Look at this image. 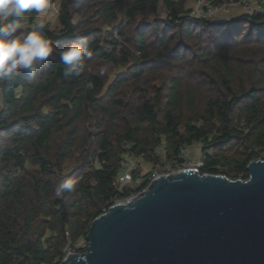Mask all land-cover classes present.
Segmentation results:
<instances>
[{"label":"trees","instance_id":"trees-1","mask_svg":"<svg viewBox=\"0 0 264 264\" xmlns=\"http://www.w3.org/2000/svg\"><path fill=\"white\" fill-rule=\"evenodd\" d=\"M56 1L42 32L52 55L34 78L0 83V264H59L111 205L126 150L165 165L201 141L199 171L231 179L264 152V13L212 20L178 16L189 0ZM27 15L18 35L35 27ZM74 41L92 55L65 78L59 52ZM69 180L75 190L57 196Z\"/></svg>","mask_w":264,"mask_h":264},{"label":"water","instance_id":"water-1","mask_svg":"<svg viewBox=\"0 0 264 264\" xmlns=\"http://www.w3.org/2000/svg\"><path fill=\"white\" fill-rule=\"evenodd\" d=\"M246 179L184 168L108 206L59 264H264V152Z\"/></svg>","mask_w":264,"mask_h":264},{"label":"clouds","instance_id":"clouds-1","mask_svg":"<svg viewBox=\"0 0 264 264\" xmlns=\"http://www.w3.org/2000/svg\"><path fill=\"white\" fill-rule=\"evenodd\" d=\"M86 0H72L71 7L79 9ZM53 5L49 0H0V83L9 81L23 71L29 78H34L39 66L53 53V44L42 34L48 19H37L33 30L18 35L26 28L30 11L43 14ZM92 52L82 41H74L59 52V59L65 65V78L79 77L86 70L85 57ZM75 181L59 184L55 190L57 196L75 190Z\"/></svg>","mask_w":264,"mask_h":264},{"label":"built area","instance_id":"built-area-1","mask_svg":"<svg viewBox=\"0 0 264 264\" xmlns=\"http://www.w3.org/2000/svg\"><path fill=\"white\" fill-rule=\"evenodd\" d=\"M185 13H179V15L186 14L195 18H207L212 20H218L221 18L229 17L235 14H257L264 13V0H189L185 5ZM203 147V143L198 141L194 143ZM192 144V145H194ZM184 145L180 148L176 154L177 161L174 163H167L165 165L151 164L150 168L146 172L141 171L142 163L145 162L142 155H134L130 150H126L121 160L122 169L116 179V191L117 194L111 199V204L116 201H126L133 195L142 192L145 187L140 190H128L122 194L125 186H132L134 184H141L144 179L148 183L154 179V177L161 175H168L169 172L184 168H196L199 169L202 166V159L199 154L197 158H193L189 154L191 146ZM129 146V142L125 143V147ZM164 154L165 152L162 151ZM107 210L103 207L102 212ZM86 239H81L73 246H67L59 257L60 262L69 253H80L86 248Z\"/></svg>","mask_w":264,"mask_h":264},{"label":"rangeland","instance_id":"rangeland-1","mask_svg":"<svg viewBox=\"0 0 264 264\" xmlns=\"http://www.w3.org/2000/svg\"><path fill=\"white\" fill-rule=\"evenodd\" d=\"M53 5L52 8H49L45 11V13L43 14H38L37 18H35V21H37V19H43L45 16L48 17V19L46 20V24H49L50 26L52 24L55 23V20H56V15H57V1L56 2H53L51 3ZM200 151H201V147L199 145H192L190 150H189V154L191 157L193 158H197L200 154ZM151 164L148 163V162H143L142 163V167H141V171L142 172H146L149 168H150Z\"/></svg>","mask_w":264,"mask_h":264}]
</instances>
